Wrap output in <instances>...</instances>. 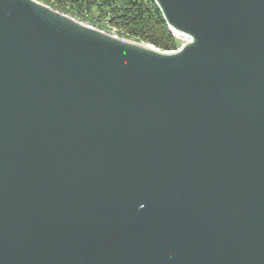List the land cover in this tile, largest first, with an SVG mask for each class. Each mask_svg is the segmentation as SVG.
I'll use <instances>...</instances> for the list:
<instances>
[{
  "label": "water",
  "instance_id": "95a60500",
  "mask_svg": "<svg viewBox=\"0 0 264 264\" xmlns=\"http://www.w3.org/2000/svg\"><path fill=\"white\" fill-rule=\"evenodd\" d=\"M180 49L0 0V264H264V0H154Z\"/></svg>",
  "mask_w": 264,
  "mask_h": 264
},
{
  "label": "trees",
  "instance_id": "16d2710c",
  "mask_svg": "<svg viewBox=\"0 0 264 264\" xmlns=\"http://www.w3.org/2000/svg\"><path fill=\"white\" fill-rule=\"evenodd\" d=\"M40 1L103 30L116 28L120 37L153 44L162 50L177 46L154 0ZM95 14L96 21H90Z\"/></svg>",
  "mask_w": 264,
  "mask_h": 264
},
{
  "label": "built area",
  "instance_id": "2783aa9c",
  "mask_svg": "<svg viewBox=\"0 0 264 264\" xmlns=\"http://www.w3.org/2000/svg\"><path fill=\"white\" fill-rule=\"evenodd\" d=\"M71 16H72V15H71ZM75 18H76V17H75ZM77 19H78V18H77ZM88 24H89V23H88ZM169 29H170V32H171L173 38H174V39L176 40V42H177V46H176V48H174V49H169V50H166V51H170V52L176 51V50L180 49L185 43H187V42L190 40V37H189L187 34H185V33H183V32H180V31L173 30V29H171V28H169ZM109 32H110V31H109ZM110 33H113L114 35L119 36V35L117 34V30H116V28H114L113 31L110 32Z\"/></svg>",
  "mask_w": 264,
  "mask_h": 264
},
{
  "label": "rangeland",
  "instance_id": "374dc122",
  "mask_svg": "<svg viewBox=\"0 0 264 264\" xmlns=\"http://www.w3.org/2000/svg\"><path fill=\"white\" fill-rule=\"evenodd\" d=\"M68 14H69V13H68ZM75 17H76V16H75ZM96 19H97V14L93 15V16H92V20H90V21H96ZM101 22H102V21H101ZM103 22L106 23V22H107L106 19H105V21H103ZM87 23H88V21H87ZM113 29H114V28H112V29L110 30V32H112ZM107 32H109V31H107Z\"/></svg>",
  "mask_w": 264,
  "mask_h": 264
}]
</instances>
